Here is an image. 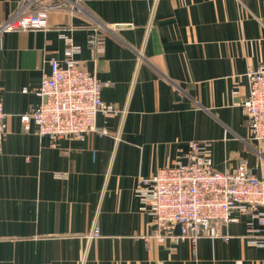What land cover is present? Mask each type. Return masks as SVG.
<instances>
[{"label":"crops","instance_id":"obj_1","mask_svg":"<svg viewBox=\"0 0 264 264\" xmlns=\"http://www.w3.org/2000/svg\"><path fill=\"white\" fill-rule=\"evenodd\" d=\"M80 1L83 14L49 12L45 31L0 32V264H264V248L244 239L249 217L217 238L159 242L134 195L139 179L185 163L192 141L210 144L213 171L244 161L264 178L239 104L247 71L264 65V0ZM19 3L0 0V25ZM61 28L115 112L97 114L82 140L52 143L20 117L39 104L46 61L62 59Z\"/></svg>","mask_w":264,"mask_h":264},{"label":"built area","instance_id":"obj_2","mask_svg":"<svg viewBox=\"0 0 264 264\" xmlns=\"http://www.w3.org/2000/svg\"><path fill=\"white\" fill-rule=\"evenodd\" d=\"M65 10L83 14L80 0H20L18 9L0 25V32L45 31L51 11ZM96 27H91L86 43L92 48L93 60L101 54ZM71 28L59 29L64 49L62 59L49 58L47 72L41 76L35 94L39 104L20 121L25 130L29 122L39 136L52 143L62 137L75 140L96 131L97 114L115 112L101 99L102 83L94 73L83 69L76 55L80 45L74 44ZM248 95L241 103L248 136L257 148L264 149V65L247 71ZM5 114L0 102V149L5 133ZM101 134H106L104 130ZM186 162H174L158 168L152 178L139 179L134 195L139 211L152 219L157 241L176 244L198 239L220 237L218 228L238 222V215L249 217L246 223V243L264 248V178L252 176L244 161L233 172H215L208 142L192 141ZM237 215V216H236ZM175 226L178 232L174 233ZM91 237H98L93 231Z\"/></svg>","mask_w":264,"mask_h":264}]
</instances>
